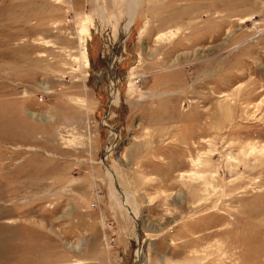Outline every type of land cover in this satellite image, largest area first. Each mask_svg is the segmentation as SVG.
Wrapping results in <instances>:
<instances>
[{"label": "rangeland", "instance_id": "374dc122", "mask_svg": "<svg viewBox=\"0 0 264 264\" xmlns=\"http://www.w3.org/2000/svg\"><path fill=\"white\" fill-rule=\"evenodd\" d=\"M130 2L0 0V264H264V0Z\"/></svg>", "mask_w": 264, "mask_h": 264}, {"label": "bare ground", "instance_id": "6f19581e", "mask_svg": "<svg viewBox=\"0 0 264 264\" xmlns=\"http://www.w3.org/2000/svg\"><path fill=\"white\" fill-rule=\"evenodd\" d=\"M130 4V6H129V14H128V25H127V27H129V25H130V23H131V21H132V16H131V14L133 13V8L135 7V3H134V0H131V2L129 3ZM122 38H124V34H123V36H122ZM116 93V92H115ZM117 95V94H116ZM119 97V94L117 95V98ZM117 189V188H116ZM122 192V191H121ZM120 191H119V195L121 196V201H123V204L124 205H126V195L123 193H121ZM117 193V192H116ZM126 193V192H125ZM116 199H117V196H116ZM118 199H120V198H118ZM117 199V200H118ZM119 201V200H118ZM130 204V203H129ZM127 207H128V205H127ZM128 213L129 214H131L134 218H136V215H135V212L131 209V208H129L128 207ZM137 254H138V252H137Z\"/></svg>", "mask_w": 264, "mask_h": 264}]
</instances>
